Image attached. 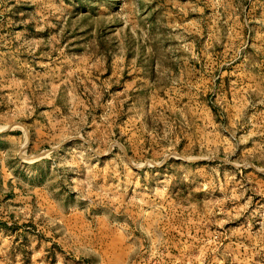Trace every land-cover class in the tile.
I'll return each mask as SVG.
<instances>
[{
  "label": "rangeland",
  "instance_id": "rangeland-1",
  "mask_svg": "<svg viewBox=\"0 0 264 264\" xmlns=\"http://www.w3.org/2000/svg\"><path fill=\"white\" fill-rule=\"evenodd\" d=\"M0 264H264V0H0Z\"/></svg>",
  "mask_w": 264,
  "mask_h": 264
}]
</instances>
